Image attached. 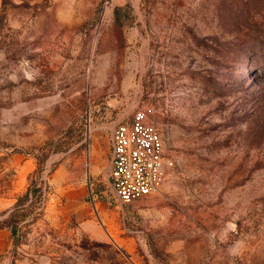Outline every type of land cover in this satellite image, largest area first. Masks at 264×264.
Here are the masks:
<instances>
[{"label": "rangeland", "instance_id": "obj_1", "mask_svg": "<svg viewBox=\"0 0 264 264\" xmlns=\"http://www.w3.org/2000/svg\"><path fill=\"white\" fill-rule=\"evenodd\" d=\"M144 105L172 164L124 205ZM34 185L0 264H264V0H0V221Z\"/></svg>", "mask_w": 264, "mask_h": 264}, {"label": "built area", "instance_id": "obj_2", "mask_svg": "<svg viewBox=\"0 0 264 264\" xmlns=\"http://www.w3.org/2000/svg\"><path fill=\"white\" fill-rule=\"evenodd\" d=\"M155 117V107L144 105L113 125L108 179L124 205L158 192L168 179L172 162L166 156Z\"/></svg>", "mask_w": 264, "mask_h": 264}, {"label": "trees", "instance_id": "obj_3", "mask_svg": "<svg viewBox=\"0 0 264 264\" xmlns=\"http://www.w3.org/2000/svg\"><path fill=\"white\" fill-rule=\"evenodd\" d=\"M43 189L42 186L34 185L24 197L18 200L16 206L11 210L8 216L0 221V226H8L14 234L18 232L19 225L29 219L34 211L38 208L36 203L42 199ZM28 198H31V202L26 204Z\"/></svg>", "mask_w": 264, "mask_h": 264}]
</instances>
